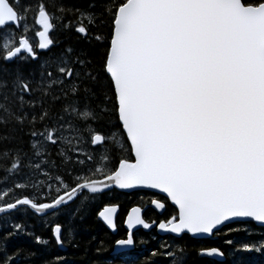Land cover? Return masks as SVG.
<instances>
[{
	"label": "snow or ice",
	"instance_id": "snow-or-ice-1",
	"mask_svg": "<svg viewBox=\"0 0 264 264\" xmlns=\"http://www.w3.org/2000/svg\"><path fill=\"white\" fill-rule=\"evenodd\" d=\"M49 7L0 0V125L28 137L0 151V222L12 229L5 239L26 233L47 245L13 214L51 211L71 225L117 190L166 194L175 211L158 228L177 235L219 234L236 218L264 225V0H53ZM29 14L43 29L38 49L26 35ZM58 25L76 42L41 57L56 46L50 33ZM80 41L87 47H76ZM151 204L166 209L159 199ZM117 211L106 205L98 219L115 229ZM141 211H129L112 261L128 264L134 226L155 224ZM51 231L61 248L73 236L61 223ZM235 231L251 234H224ZM242 250L264 257V240L243 242ZM240 251L232 264H264L237 258ZM183 252L166 255L184 264ZM0 253V264L35 256ZM198 254L225 255L219 247Z\"/></svg>",
	"mask_w": 264,
	"mask_h": 264
},
{
	"label": "trees",
	"instance_id": "trees-1",
	"mask_svg": "<svg viewBox=\"0 0 264 264\" xmlns=\"http://www.w3.org/2000/svg\"><path fill=\"white\" fill-rule=\"evenodd\" d=\"M36 2L37 0H21V5L31 4L34 6ZM45 2L50 5L49 11H54L51 7L53 0H45ZM72 2L86 6L89 0H72ZM27 23L30 30L26 35L32 45L38 49V37L36 34L40 31V27L36 23L34 14H29ZM21 32L22 29L17 30L16 36L18 37ZM51 38L56 41V46L52 47L50 52L47 50L39 51L41 57L59 52L69 43L76 42L75 34L70 37L67 32L61 30V26L59 25L54 32H51ZM76 47H87V44L80 41L79 44H76ZM29 67H31V65H24L25 73H27ZM13 128L14 126L11 124L7 127L0 125V135L9 137L8 140L0 141V151L19 146L21 138H23L25 142L28 140V137L20 132L19 129L13 130ZM3 175V171H0V177ZM140 192L143 193V191H135L126 194L118 190L112 193H106L105 196L100 198L96 205L89 210L88 214L84 215L83 219H80L78 216L71 222V225L69 223V217L66 215L56 216L50 214L46 217L37 218L33 216L31 212H16L13 214L12 222L25 223L27 225L26 232H34L35 235H39L43 239L48 240L49 244H37L35 243L34 237L26 233H18L5 239L7 233L12 231V229L0 222V249L6 248L9 254L17 250H21L23 253H35V256L30 260L22 259L20 264H45L46 261L53 260L57 256L65 258L64 264H123L122 261L111 260L112 251L115 242L124 235L122 232L124 212L131 204H140L143 198V196L142 198L138 196ZM106 204H117L120 206V213L117 220V234H112L98 219V211ZM43 221H47V223ZM55 223L64 225L66 232L68 227L72 226L73 236L71 239L66 237L64 241L66 250H61L53 238L51 226H54ZM235 228L250 229L251 234L245 231H235L228 235L224 234L227 229ZM156 236L154 232L146 234L144 231L140 230L139 234L135 235L137 244L135 252L138 253V255L134 257L129 256L128 264H172L173 258L167 256L166 253L169 251L178 253L179 248L184 250V264H232L234 249H241L240 252L235 253L236 257L239 259L255 257L258 262L264 259V257H261L257 253H249L242 250L243 242L264 240V227L256 226L254 223L250 222L235 223L225 226L220 230V233L215 234V238L212 239H196L187 234H183L181 237L177 238L166 236L164 238L157 237L153 239V237ZM148 238L153 241L150 247L146 242ZM227 240H233L234 244L228 246L226 244ZM141 244H144L146 247L140 249ZM211 247L221 248L226 259L219 262L198 254L201 248ZM98 248L100 249L99 252H97ZM153 253H157V255L153 257ZM0 256H2V253H0Z\"/></svg>",
	"mask_w": 264,
	"mask_h": 264
},
{
	"label": "flooded vegetation",
	"instance_id": "flooded-vegetation-1",
	"mask_svg": "<svg viewBox=\"0 0 264 264\" xmlns=\"http://www.w3.org/2000/svg\"><path fill=\"white\" fill-rule=\"evenodd\" d=\"M121 192V191H120ZM125 193V192H124ZM133 193V192H131ZM126 194H130V193H126ZM138 196H140V198H142L140 204H131L124 212V217L126 216V214L128 213V211L135 207V206H138L140 208L143 209V218L146 220V222H152V221H155V224L158 225L159 222L161 220H164L166 218H168L174 211H175V207L168 201L165 199V197L161 196V195H158V194H155L153 192H149V191H143V193L140 192V194H138ZM152 199H159L161 200L162 202H165L166 203V209L163 210L162 212H160V210L156 209L152 204H151V200ZM106 205H117V204H106ZM104 205V206H106ZM103 206V207H104ZM119 206V205H118ZM103 207L101 209H103ZM100 209V210H101ZM99 210V211H100ZM119 213H120V206H119ZM119 215V214H118ZM124 217H123V222H124ZM117 220H118V216H117ZM118 223V221H117ZM118 225V224H117ZM142 230V229H141ZM143 231V230H142ZM122 232L124 233V235L122 236V238L120 239H125L126 238V235H127V231L125 230L124 227H122ZM140 230L136 233V234H139ZM145 232V231H144ZM155 233L157 236L156 237H153V239L157 238L158 237V232H157V227L152 229L151 231L149 232H145L146 234H151V233ZM118 233V232H117ZM150 237H152L151 235H149ZM160 237V236H159ZM118 239V240H120ZM134 240H135V234H134ZM146 242L148 244V246L150 247L151 246V242H153L151 239L149 240L146 239ZM136 245V248H137V244H136V241L134 243ZM146 246L144 244H141L140 246V249L141 248H145ZM130 256L131 257H134V256H137L138 253H136L135 251H130Z\"/></svg>",
	"mask_w": 264,
	"mask_h": 264
},
{
	"label": "water",
	"instance_id": "water-1",
	"mask_svg": "<svg viewBox=\"0 0 264 264\" xmlns=\"http://www.w3.org/2000/svg\"><path fill=\"white\" fill-rule=\"evenodd\" d=\"M39 25V24H38ZM39 27H40V31H42L43 29H42V27L39 25ZM50 36H51V33H50ZM38 37V36H37ZM38 43H39V37H38ZM39 51H41V50H39ZM119 191H122V192H126V193H131V192H133V191H149V192H153V193H155V194H158V195H161V196H163V197H165L166 198V194H163V193H159V191L158 190H150V189H144V190H119ZM169 201V200H168ZM170 203H171V201H169ZM172 204V203H171ZM173 205V204H172ZM154 206V205H153ZM174 206V205H173ZM136 207H138V206H136ZM155 207V206H154ZM175 207V206H174ZM134 208V207H133ZM140 208V207H139ZM132 209V208H131ZM130 209V210H131ZM129 210V211H130ZM141 215H142V213H143V209L141 208ZM129 211H128V213H129ZM163 210H160V212H162ZM50 213H52L51 211H49L48 212V214H50ZM128 213H127V215H126V217H125V219H124V223H123V226H124V228H125V230L127 231V235H128V228H127V224H126V219H127V216H128ZM47 214V215H48ZM118 214H119V206H118V211H117V213H115V215H114V222H115V224H116V219H117V216H118ZM47 215H43V216H41V217H45V216H47ZM142 217H143V215H142ZM102 223H103V221H102V219H99ZM245 222H250V223H254L256 226H259V227H264V225H262V224H260V222H255V221H253L251 218H236L233 222H230V223H228V224H226L225 226H228V225H231V224H235V223H245ZM104 224V223H103ZM104 226L112 233V234H117V225H116V228L115 229H110L106 224H104ZM224 226V227H225ZM157 227V232H158V234L160 235V236H167V235H172V236H174V237H181L183 234H180V235H177V234H174V233H170V232H165V231H163V230H160L159 228H158V225H156V224H153V226L150 228V229H144L143 228V226L142 225H136V226H134V228L132 229V232H133V234L136 232V231H138V230H144L145 232H149V231H151L152 229H154V228H156ZM223 227V228H224ZM222 229V228H221ZM220 229V230H221ZM184 234H187V235H189V236H191V237H193V238H196V239H205V238H211V237H213V235L214 234H199V235H196V236H193L192 234H189V233H184ZM127 235H126V238H127ZM125 238V239H126ZM60 247V246H59ZM116 248V244H115V247H114V249ZM60 249L61 250H66V246H64L63 248H61L60 247ZM134 249V244L133 245H131V246H127V248L125 249L126 251L127 250H130V251H132ZM205 257H207V256H205ZM208 258H210V259H214V260H216V261H219V262H221V261H224L225 260V256L224 257H220V256H216V257H208Z\"/></svg>",
	"mask_w": 264,
	"mask_h": 264
},
{
	"label": "bare ground",
	"instance_id": "bare-ground-1",
	"mask_svg": "<svg viewBox=\"0 0 264 264\" xmlns=\"http://www.w3.org/2000/svg\"><path fill=\"white\" fill-rule=\"evenodd\" d=\"M119 191V190H118ZM122 192V191H121ZM133 192H135V191H133ZM126 193V192H125ZM102 210V209H101ZM50 214H53V213H50ZM50 214H48V215H50ZM127 215V214H126ZM98 216V215H97ZM126 217V216H125ZM125 219V218H124ZM124 223V222H123ZM104 225V224H103ZM116 225H117V219H116ZM124 227V226H123ZM117 231H118V225H117ZM52 235H53V233H52ZM53 238H54V236H53ZM55 240V239H54ZM56 242V241H55ZM115 244H116V242H115ZM115 244H114V247H115ZM59 246V245H58ZM114 247H113V249H114ZM112 254H113V251H112ZM226 259V258H225Z\"/></svg>",
	"mask_w": 264,
	"mask_h": 264
},
{
	"label": "rangeland",
	"instance_id": "rangeland-1",
	"mask_svg": "<svg viewBox=\"0 0 264 264\" xmlns=\"http://www.w3.org/2000/svg\"><path fill=\"white\" fill-rule=\"evenodd\" d=\"M48 216V215H47ZM46 217V216H45Z\"/></svg>",
	"mask_w": 264,
	"mask_h": 264
}]
</instances>
